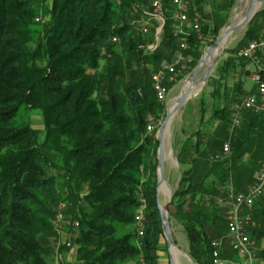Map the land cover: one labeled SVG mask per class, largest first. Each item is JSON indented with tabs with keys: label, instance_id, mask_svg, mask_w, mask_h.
<instances>
[{
	"label": "trees",
	"instance_id": "trees-1",
	"mask_svg": "<svg viewBox=\"0 0 264 264\" xmlns=\"http://www.w3.org/2000/svg\"><path fill=\"white\" fill-rule=\"evenodd\" d=\"M151 1L49 0L40 6L49 19L36 28L31 0H0V264H51L56 233L47 220L54 214L52 206L66 200L63 190L77 222L70 238L76 247L74 264H158L163 231L155 194L158 141L156 129L149 132L146 124L150 120L156 127L165 107L154 97L152 72L145 64L154 69L170 61L184 40L188 48L183 52L191 61L182 75H188L201 56V40L188 29L175 34L173 4L162 0L168 11L156 46L147 50L156 29L136 37L133 21ZM226 5L231 10L233 1ZM257 15L264 18V7ZM256 16L237 49L264 29L256 32ZM199 25L203 36L201 20ZM219 30L214 25L211 32ZM237 49L232 57L249 63L237 56ZM229 59L220 62L217 77L209 78L210 95L218 100L229 95L220 83L221 74L236 67ZM200 100L203 116L205 99ZM216 102L209 117L217 123L215 137L203 139L199 128L192 153L186 147L190 137L174 149L178 166L185 169L172 191L168 204L175 211L168 218L181 225L195 264H211L210 244L226 236L224 211L215 198L225 195L229 177L236 187L251 181L264 153L260 114L244 110L240 126L228 131L229 102ZM32 109L42 118V130L20 116ZM226 140L227 158L212 160ZM141 204L138 236L133 217ZM247 211V232L257 241L264 236V223L258 222L264 219V199ZM260 248L259 257L264 256ZM221 257H226L223 251Z\"/></svg>",
	"mask_w": 264,
	"mask_h": 264
},
{
	"label": "rangeland",
	"instance_id": "rangeland-1",
	"mask_svg": "<svg viewBox=\"0 0 264 264\" xmlns=\"http://www.w3.org/2000/svg\"><path fill=\"white\" fill-rule=\"evenodd\" d=\"M206 1V6L208 8L206 13L201 14V24L204 26V35L202 36V31L201 28L199 29V32H195V34H197V38L201 40L199 47L201 56L204 55V50L209 47V45H211L216 37L220 34V32H222L223 27L226 24H230L231 26L234 25L237 22V19L245 16L246 12L249 10V6L250 3L253 0H231L233 1V6L230 9H227V3L229 0H203ZM32 2V6L34 9L36 10V15L34 18V24L33 26L36 28H39L41 26V23H43L45 20H48L49 17L46 16V14H42L40 6L42 5V3L46 2V4H50L49 0H31ZM238 3L237 7L236 4ZM162 4V3H161ZM237 9L236 14L234 15V11L235 8ZM264 7V3H261L258 6V10L256 13H258L262 8ZM163 9V8H162ZM150 13L151 15L154 14L155 12L150 8H144L143 10V14L141 15L140 18H138L137 20L133 21V27H134V33L136 37L141 36V34H145L141 31L142 24L141 20L142 17L144 15V13ZM164 12V9H163ZM165 13V12H164ZM256 13L254 16H256ZM164 15V14H163ZM253 16V17H254ZM253 17L251 18V20L253 19ZM153 16L152 18H150L149 20H147L146 22V26L150 33L152 32V29H156L163 27V23L161 24L158 20H155L157 18H155ZM164 19V18H163ZM247 25H243L241 27H239L236 31H233L231 33L228 34V37H226V41H224L217 49L218 54H216L214 56L215 60H214V64H213V69L211 71V73L209 74V76L207 77V79L205 80V83H200L198 84L192 91V96L185 102L183 103L182 106L179 107L178 111L173 115V117L171 118L170 121V125L168 127V136L167 138L163 139V148H164V153H165V157L167 159H165L164 161H166L167 165H170L172 167L177 168V161H175V153H174V149L171 147L172 143H173V135L176 131H178V126H179V120L181 118V111L185 112L183 119L188 115L187 118L190 117H194L196 116L198 113V109H197V103H198V98L200 95L205 96V100H208V95L207 92L209 91V89H211V84L209 82V78L211 75H217V72H220L219 70V64L221 61H223L226 58H230L229 62L235 63L234 65L237 67L238 65H242L244 66L247 65V68L250 72H252L255 68V65H253V63H248L245 62L243 60L240 59H236L233 56L234 52L236 51V47L237 44H239L240 39L242 38L243 33L247 30L248 26L250 25V22ZM256 22L259 23V25L257 24L256 27L259 30H262L264 28V18H262L260 15L256 16ZM173 23V22H172ZM214 25H217L218 28H220L219 32H217V34H213L212 31V27ZM161 26V27H160ZM155 30V32H156ZM148 31V32H149ZM157 33V32H156ZM158 34V33H157ZM157 37V35H156ZM155 42L158 41L155 38V33L153 36ZM153 42V44L148 45L147 46V50H152L153 47L156 46V43ZM155 43V45H154ZM116 46V48L118 49L119 47L118 44H114V47ZM238 50V49H237ZM200 56V58H201ZM199 58V60H200ZM198 61V60H197ZM208 62V61H207ZM197 63V62H196ZM196 66V64H195ZM194 66V67H195ZM145 68L148 71V74H150V72H153L154 69L152 67V65H148L145 64ZM182 68H179V70ZM207 69V64H204L201 66L200 70L198 71V73L195 76V79L202 74L203 72H205ZM194 70V69H193ZM192 70V71H193ZM187 76V75H186ZM186 76H184L182 78V81L184 82L183 85V89L186 88L187 86V80H185ZM213 85V84H212ZM243 90L244 91H249L252 88L255 91V83L250 81V79L245 77V82L243 83ZM170 89V86H169ZM252 91V92H254ZM167 101V99H166ZM173 102V100H170L168 103H164V107L166 108L169 103ZM196 102V103H195ZM182 107V108H181ZM164 108V111H165ZM181 108V110H180ZM165 115H166V111H165ZM20 116H22L24 121H27L28 124H30L33 128L42 130V118L41 116L38 114L37 111H35L34 109L32 110H26V111H20ZM183 116V115H182ZM165 118V116L163 117ZM162 119V118H161ZM160 119V120H161ZM182 119V120H183ZM160 121H157L156 127L155 129L157 130L158 128V124ZM181 122V121H180ZM152 124V122L149 120L148 123ZM146 124V125H147ZM155 126V125H154ZM148 131V129H147ZM153 132V131H152ZM156 133V131H155ZM154 133V134H155ZM164 135V134H163ZM156 152H157V148H156ZM258 156V155H257ZM227 157H223V158H219L221 160L226 159ZM177 160V158H176ZM257 164H254V172H252V175L249 177L251 178V181H249V185H252L255 181L254 178V173L256 172L257 169ZM251 167V168H253ZM157 172V171H156ZM157 174V173H156ZM244 178L247 179V177L245 176ZM230 181L232 182V179L229 177ZM163 181V180H162ZM230 182V183H231ZM248 185V186H249ZM177 187V186H176ZM174 185H172L171 187L169 185H166L165 182L163 181L160 185H159V190L157 189V191L155 190V194L159 197V203L160 205L162 204H166V210H164L167 214V216L169 217V213H172L173 211H175L174 206H170L168 203H170V196L172 198V191L174 188H176ZM247 187V186H246ZM67 191L63 190L60 191V194L62 196V198L64 197L66 200L64 201H59V203L56 206H52V209L54 211V214H52L49 217V220H47L49 222V224L51 225V227L53 228L54 232L56 233V238L52 240L53 244H54V253H53V257L51 258V264H58L61 263L62 261L65 262L66 264H74L76 263V255H75V249L76 247L72 244V241H70V238H72V236H74V234L76 233V229L71 227V222L73 221V216L72 213H70L69 209L71 208V206H73L71 201H68L67 199ZM222 192L225 193V195L220 199L215 198L216 200L214 201V203L217 204V206L222 207L223 211H224V216L226 215V211H227V207L226 204L228 203V201L230 200V198L232 197V195H234L236 192L235 189H232V187L230 186V188L224 187V189L222 190ZM205 197V200L210 201V198ZM143 205L141 204L140 208H139V212H141L142 214V208ZM138 212V213H139ZM60 213L62 214L63 219L58 221V215H60ZM160 213V212H159ZM167 217V221L168 223H170L171 226V237H172V244L170 246H172V248H175L178 253V257L177 258H173L171 251L169 249V252L167 251V243H166V238L164 237V233L162 231V233L160 234L159 237V248L161 247L162 250L159 251V260H158V264H169V258H172L173 264H195L194 262H192V260L190 259V256H188L187 251H186V245H187V241H186V237H184V234L182 232V227L179 223L175 222L174 219L172 218H168ZM259 223H264V219L263 218H259L258 219ZM163 229V228H162ZM70 234V235H69ZM264 238V236L262 237V239ZM260 239L259 240H254V248H256V258L257 260L261 263L264 264V256L259 257V253L261 251V246H264V240L260 243ZM69 243L70 246H68L66 243ZM64 246V248H62L61 253H59V249L61 248V246ZM174 251V249H172ZM221 252L223 251L225 253V258L221 257L222 259L226 260L229 262V264H237L234 257L236 256V253L233 251H229V249L227 248V246L223 245L222 249H220ZM189 260H188V258ZM259 258H258V257ZM176 259V260H175Z\"/></svg>",
	"mask_w": 264,
	"mask_h": 264
},
{
	"label": "built area",
	"instance_id": "built-area-1",
	"mask_svg": "<svg viewBox=\"0 0 264 264\" xmlns=\"http://www.w3.org/2000/svg\"><path fill=\"white\" fill-rule=\"evenodd\" d=\"M192 0H171L174 8L172 13V26L175 34H185L184 23L189 25L192 32H199L200 25L198 23L199 14L194 11L192 16H189V9ZM161 0H152L150 8L154 14L144 13L141 23L143 33H148L149 29L146 26L147 20L153 16L162 24L163 9ZM198 36V35H197ZM111 41H115L112 37ZM156 43V42H155ZM154 43V45H155ZM188 48L186 41H181L178 50L173 52L172 59L168 62H159L151 73L150 82L152 83L154 97L159 102L165 103L169 91L168 83H172L179 68L191 61V57L183 51ZM237 56L255 65L254 70L249 74L248 78L255 83V93L245 94L241 97L240 102L232 103L231 108V128L240 126V116L244 110L252 111L260 114L264 121V30L257 35V38L252 39L248 43L241 45L237 50ZM149 132L155 130V126L147 124ZM264 131V129H263ZM228 142L221 147V153L213 155L212 160L228 156ZM255 181L252 185L246 187L243 192L232 195L226 204L227 211L224 216L226 221V236L213 241L211 264H229L228 261L220 258L222 245H226L228 249L234 251L237 255V264H262L256 258V248H254V240L247 232L250 223V212L248 208L259 199H264V153L258 161V167L254 173ZM142 202V201H141ZM62 214L58 215V221L62 220ZM134 224L138 228V236H141L143 224L142 214L137 212L133 217ZM71 226L76 228L77 222H71ZM68 246L70 244L66 243Z\"/></svg>",
	"mask_w": 264,
	"mask_h": 264
},
{
	"label": "crops",
	"instance_id": "crops-1",
	"mask_svg": "<svg viewBox=\"0 0 264 264\" xmlns=\"http://www.w3.org/2000/svg\"><path fill=\"white\" fill-rule=\"evenodd\" d=\"M161 3H162V0H161ZM206 1H203V0H192L191 1V4H190V9H189V16H192L194 11H196L198 14H199V19H198V23H199V20H201V14L203 13H206L208 8L206 6ZM163 5V3H162ZM173 7V6H172ZM173 9H171V11H173ZM166 9H164V12L166 13ZM155 19V18H154ZM173 19V18H172ZM171 19V21H172ZM157 20V19H155ZM161 27V26H160ZM184 29L187 31L190 30L189 28V25H187V23H184ZM159 30V28L157 27V30L156 32ZM264 30V29H263ZM262 30V31H263ZM155 32V33H156ZM157 39V37H156ZM157 42V41H156ZM251 63V62H249ZM252 64V63H251ZM188 65L185 64L184 66H182V69L179 70L178 72V75H176V77L174 78L173 80V83L170 85V89L168 91V94H167V101L166 103H168L170 100H174L176 96H178V94L183 90V85H184V80L182 81V78L186 75H182V70ZM244 68V70L242 69ZM244 71H248V68H247V65H245L244 67H241L240 65H238L237 67H230L226 73L224 74H221L222 75V79H221V84H222V89H226V91H228L227 94H229L228 96H226L223 100H218L219 98H214L213 96L210 95V92H211V89L213 87H211V89H209V91L207 92V95H208V100H205V104H204V109H206V113L201 116L200 115V98H204L205 99V96L203 95H200L199 98H198V103H197V115L194 116V117H190V118H187L188 115L183 119L184 117V114L183 112L181 111V118L179 120V126H178V131H176L173 135V143L171 145V147L173 149H177L179 148V146H181L182 144H184L185 140L187 139V137H190L191 138V141L188 142V144L186 145L189 153H192V149H193V145H194V142H195V135H194V131L198 130L199 128L201 129V137L205 140H208L210 139L211 137H215L213 133L214 131V128L216 127L217 123L215 120H211L209 117H210V107H211V104L213 102H216L218 100V102H216V104H218L219 106L221 105H224L226 104V102L228 101L229 103V108L231 106V104L235 103V100H237L238 98L240 99L241 96L245 95V94H253L252 91H254V89L252 88L251 90L249 91H244L243 90V83L245 82V77L248 78L246 74H243ZM218 73V72H217ZM212 77H217V75H211ZM249 79V78H248ZM251 81V80H250ZM233 101V102H232ZM196 103V102H195ZM182 108V107H181ZM180 108V110H181ZM231 109V108H230ZM201 116V118H200ZM183 119V120H182ZM181 121V122H180ZM210 125L212 127H210ZM232 128H231V124H230V128L228 131H230ZM214 135V136H212ZM218 138V137H217ZM228 139V138H227ZM228 140H226L224 142V144L227 142ZM202 149V144L199 145L198 147V152L201 151ZM167 159V158H166ZM175 161H176V157H175ZM163 167H164V171H163V181L165 182L166 185H169L170 187L172 185H174L175 187L178 185L179 183V177H180V174H181V170H184L185 167H182V166H178V163H177V168L175 167H172L170 165H167L166 164V161H164L163 163ZM230 179L228 180V182L226 183L225 187L227 188H230V186L232 187V189H236L238 192H242L243 190L246 189V186L249 185V182H245L243 183L242 186H238L236 187V185L231 182ZM216 198L220 199L221 196H217ZM260 243L264 240V238L260 239ZM174 249V251L172 250ZM175 248H172V246H170V251H171V254L173 256V258H177L178 255H173L175 254ZM176 252L178 253V251L176 250ZM159 255V253H158Z\"/></svg>",
	"mask_w": 264,
	"mask_h": 264
},
{
	"label": "water",
	"instance_id": "water-1",
	"mask_svg": "<svg viewBox=\"0 0 264 264\" xmlns=\"http://www.w3.org/2000/svg\"><path fill=\"white\" fill-rule=\"evenodd\" d=\"M264 3V0H253L250 3L249 6V10L246 12L245 16H243V19L238 22L237 24L234 25H230V24H226L223 29L222 32H220V34L216 37L215 41L209 45V47H207L204 50V55L201 56L200 60L197 61L196 66L194 68V70L189 73L185 80L189 81L190 84L187 86L186 89H183L178 96L175 97V99L173 100V102L169 103V105L165 108L166 111V115L165 118H162L159 122V126L156 130V133L154 134V138L158 141V146H157V161H156V167H157V175H156V181H157V189L159 188V185L163 182V171H164V167H163V163L164 160L166 159L165 157V153H164V144H163V132L165 131L166 128V124L168 123V120L170 117H172L173 114H175L179 107L183 105V103H185L192 95V89L193 87H196L198 84L200 83H205V80L207 79V77L209 76V74L211 73L212 69H213V64H214V56L216 54H218L217 52V48L223 43V41L226 39L225 37L233 32L236 31L239 27L243 26V25H247L249 23V21L251 20V18L255 15V13L258 10V6ZM238 3L236 4L237 7ZM236 7L234 8V15L236 14ZM162 27L159 28V30L157 31V33L161 32ZM157 33H155V38ZM208 55L210 57V59L208 60L207 64V69L205 72H203L202 74H200L196 79L195 76L198 73V71L200 70L201 66L204 65L202 60L204 59V57ZM156 189V191H157ZM157 196V195H156ZM170 200H171V196H170ZM159 197L157 196V203H156V207L157 210H159L160 212V221L162 224V228H163V233H164V237L166 238V243H167V251L169 252V246L172 244V237H171V226L170 223H168L167 221V214L164 210H166V204H162L160 205L159 203ZM187 257V256H186ZM188 258V257H187ZM169 264H173L172 258L170 257L168 259ZM189 260V258H188ZM190 261V260H189Z\"/></svg>",
	"mask_w": 264,
	"mask_h": 264
},
{
	"label": "bare ground",
	"instance_id": "bare-ground-1",
	"mask_svg": "<svg viewBox=\"0 0 264 264\" xmlns=\"http://www.w3.org/2000/svg\"><path fill=\"white\" fill-rule=\"evenodd\" d=\"M243 18L242 17H240V18H238L237 19V22H240L241 20H242ZM235 24H237V23H235ZM226 37H228V35L226 36ZM225 37V38H226ZM227 39V38H226ZM226 39L224 40V41H226ZM223 41V42H224ZM218 49V48H217ZM210 59V57L208 56V55H206L205 57H204V59L202 60V62H203V64H206L207 63V61ZM189 63V62H188ZM173 83V82H172ZM190 84V82L188 81L187 82V86ZM187 86H186V88H187ZM185 88V89H186ZM195 87H193V89H194ZM193 89H192V91H193ZM191 94H192V92H191ZM174 115V114H173ZM173 115H172V117H173ZM172 117H170L169 118V120H168V123L166 124L167 126H166V128H165V131L163 132V139H165V138H167V136H168V127H169V125H170V121H171V118ZM159 190V189H158ZM169 249H170V246H169ZM177 254V252H176V250H175V254H173V255H176ZM176 260V259H175Z\"/></svg>",
	"mask_w": 264,
	"mask_h": 264
}]
</instances>
